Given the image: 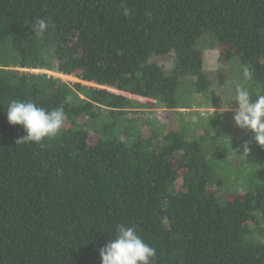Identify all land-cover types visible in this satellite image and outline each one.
Segmentation results:
<instances>
[{
	"label": "trees",
	"instance_id": "obj_1",
	"mask_svg": "<svg viewBox=\"0 0 264 264\" xmlns=\"http://www.w3.org/2000/svg\"><path fill=\"white\" fill-rule=\"evenodd\" d=\"M37 19L51 21L42 37ZM206 34L223 61L238 57L242 81L254 68L250 99L264 94V0H0V264H101L120 223L155 248L152 264H264L254 133L232 166L228 146L210 144L224 131L146 136L134 115L148 100L188 105L184 77L207 93ZM170 52L169 71L151 60ZM13 99L63 107L61 131L16 144L26 132L8 122Z\"/></svg>",
	"mask_w": 264,
	"mask_h": 264
},
{
	"label": "rangeland",
	"instance_id": "obj_2",
	"mask_svg": "<svg viewBox=\"0 0 264 264\" xmlns=\"http://www.w3.org/2000/svg\"><path fill=\"white\" fill-rule=\"evenodd\" d=\"M217 42L211 34L204 35L198 41V46L203 50L204 68L211 80L206 94L194 91L193 83L196 77H184L181 80L180 88L184 94V103L187 100L188 105L168 109L157 101L148 100L147 102L151 106L142 107L134 115L138 117V124L146 136H150L154 131L167 132L170 129L199 136H202L207 128L213 132L224 131L222 137L216 141L210 140V144L217 147L228 146L226 147L228 150L227 159L234 166L242 163V160L246 158L247 153L244 151L243 141L246 129L243 130L235 125L233 114L228 111L221 112L219 109L231 104V101L235 102L233 101L235 89L242 83V65L237 56L229 61H223L220 55L222 48ZM151 60L161 65L165 71H169L174 65L175 53L156 55ZM208 108H216L219 111L209 113ZM232 173L235 174L234 171ZM230 179V183L223 190L226 196L233 198L236 196V188L239 187V191L242 190V187L237 185L238 180L233 177Z\"/></svg>",
	"mask_w": 264,
	"mask_h": 264
},
{
	"label": "clouds",
	"instance_id": "obj_3",
	"mask_svg": "<svg viewBox=\"0 0 264 264\" xmlns=\"http://www.w3.org/2000/svg\"><path fill=\"white\" fill-rule=\"evenodd\" d=\"M51 26L50 20L37 19L33 29L37 37H42ZM254 68L243 67V81L235 89L236 109L233 120L237 127L254 133V139L264 146V94H257V99H250L253 93L250 82L253 80ZM229 104L220 111H227ZM7 119L10 124L22 125L26 135L20 137L16 144H41L45 138L55 137L62 129L67 115L63 107L48 110L31 100L13 99L7 107ZM244 151H249L245 141ZM101 264H152L156 250L138 235L135 226L120 223L116 227L115 238L100 248Z\"/></svg>",
	"mask_w": 264,
	"mask_h": 264
},
{
	"label": "built area",
	"instance_id": "obj_4",
	"mask_svg": "<svg viewBox=\"0 0 264 264\" xmlns=\"http://www.w3.org/2000/svg\"><path fill=\"white\" fill-rule=\"evenodd\" d=\"M237 105H236V102H233L231 104H229V108H228V112H231V113H234L235 109H236ZM220 110V109H219ZM218 109L216 108H208L207 111H209V113L211 112H214V111H219Z\"/></svg>",
	"mask_w": 264,
	"mask_h": 264
}]
</instances>
